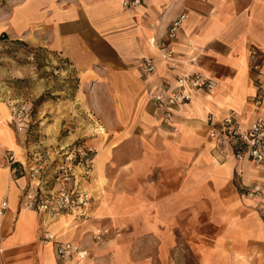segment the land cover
<instances>
[{
    "label": "crops",
    "instance_id": "1",
    "mask_svg": "<svg viewBox=\"0 0 264 264\" xmlns=\"http://www.w3.org/2000/svg\"><path fill=\"white\" fill-rule=\"evenodd\" d=\"M181 13L187 20L170 38ZM3 34L60 53L80 82L72 109L55 115L68 134L45 144L26 140L10 98L0 95V207L8 201L0 264H187L178 232L199 264H264V163L238 161L227 139L210 137L208 122L210 113L220 121L233 112L246 128L264 111L251 101L259 74L250 52L260 50L264 73V0H141L131 8L123 0H0ZM162 41L174 60L163 58ZM144 57L155 60V72L145 71ZM199 69L216 78L215 90L200 91L166 121L153 91ZM79 138L98 149L83 181L93 197L90 218L48 219L22 207L30 183L24 147ZM256 184L261 191L251 198L246 192ZM103 227L110 233L94 240ZM45 228L87 255L59 257L56 243L42 240ZM143 247L149 250L139 254Z\"/></svg>",
    "mask_w": 264,
    "mask_h": 264
},
{
    "label": "built area",
    "instance_id": "2",
    "mask_svg": "<svg viewBox=\"0 0 264 264\" xmlns=\"http://www.w3.org/2000/svg\"><path fill=\"white\" fill-rule=\"evenodd\" d=\"M141 0H123L124 7L131 8L138 5ZM187 20V14L181 13L169 26L168 35L175 38L177 32ZM164 59L174 60L175 50L166 42L159 45ZM253 71L259 74L257 84L259 91L252 95L251 101L257 108L264 105V73H262V54L257 47L251 48ZM143 68L148 73L156 71V62L152 57L143 58ZM217 86L215 77L203 70H190L177 74L172 82L165 83L160 89L152 93V99L158 107L164 109L166 121L173 118L174 109L191 102L200 91L212 93ZM31 107L22 104L13 108L12 120L19 131H27L31 122ZM210 124L209 135L221 141L227 139L232 147L233 154L238 161L249 160L256 164L264 163V111L259 113L251 124L241 128L233 112L217 121L213 113L208 115ZM28 141V137H26ZM26 159L21 167L29 177V186L21 197L22 207L43 212L48 219H57L64 215H71L77 220H87L91 216L90 205L92 202L91 190L83 184L89 178L94 158L98 152L94 143L86 139H79L71 145L59 147H43L31 150L24 147ZM14 163L17 156L14 152L8 155ZM240 175V171H237ZM261 191V186L256 184L247 190V195L256 197ZM8 207L4 200L0 207L3 215ZM48 219H44L46 225ZM110 233L108 227L95 231L93 239L103 240ZM45 242L56 243V253L59 257L70 255L85 256L88 251L80 249L70 241L58 240L57 235L48 228L42 234Z\"/></svg>",
    "mask_w": 264,
    "mask_h": 264
},
{
    "label": "rangeland",
    "instance_id": "3",
    "mask_svg": "<svg viewBox=\"0 0 264 264\" xmlns=\"http://www.w3.org/2000/svg\"><path fill=\"white\" fill-rule=\"evenodd\" d=\"M79 79L69 60L60 53L25 41L18 42L7 34L1 35L0 95L10 98L12 109L22 104L31 107L33 120L27 133L19 131L28 136L30 141L45 144L52 142L53 137L59 140L66 137L70 129L55 115L72 109ZM177 237L181 243L177 252L187 255V264H199L195 253L189 252L183 234L178 232ZM147 250V247H143L139 254ZM174 264L184 262L177 261Z\"/></svg>",
    "mask_w": 264,
    "mask_h": 264
},
{
    "label": "trees",
    "instance_id": "4",
    "mask_svg": "<svg viewBox=\"0 0 264 264\" xmlns=\"http://www.w3.org/2000/svg\"><path fill=\"white\" fill-rule=\"evenodd\" d=\"M3 36H6V34H3ZM16 40H18V42H22V40H20V39H16Z\"/></svg>",
    "mask_w": 264,
    "mask_h": 264
}]
</instances>
